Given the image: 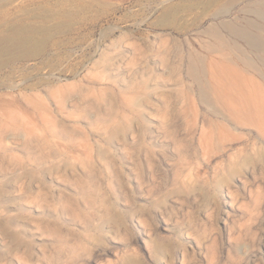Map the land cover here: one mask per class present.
<instances>
[{
    "label": "rangeland",
    "instance_id": "374dc122",
    "mask_svg": "<svg viewBox=\"0 0 264 264\" xmlns=\"http://www.w3.org/2000/svg\"><path fill=\"white\" fill-rule=\"evenodd\" d=\"M73 3L71 31L0 68V184L18 203L0 221L20 210L31 246L0 264H264V160L238 164L264 137L200 98L240 74L264 96V52L235 32L264 42V0Z\"/></svg>",
    "mask_w": 264,
    "mask_h": 264
},
{
    "label": "bare ground",
    "instance_id": "6f19581e",
    "mask_svg": "<svg viewBox=\"0 0 264 264\" xmlns=\"http://www.w3.org/2000/svg\"><path fill=\"white\" fill-rule=\"evenodd\" d=\"M73 1L74 0H0V68L7 67L11 62L24 61L41 55L46 47L48 48L49 44H55L53 38L56 34L60 31H71V20L74 15ZM260 15L263 14L260 13ZM59 18H62L63 22L59 21ZM212 32L216 39L221 41L222 44L225 43L219 30L212 29ZM235 32L250 46L264 52V42L258 35L246 29H237ZM242 61L246 66L254 67L251 60L243 58ZM189 65L191 75L194 78H198L195 63L191 61ZM232 76L233 77L230 79L231 81L229 80V84L233 88L232 90H234L233 94L228 96L220 95L212 99L208 92L209 88L207 86H202L200 89L201 100L211 109V112L216 115V120L224 127L223 129L226 130L229 126L232 130L238 131L237 129L239 127L249 125L253 126L260 135L264 137V96L254 94L253 92L248 93L251 92L249 90L245 91L243 87L245 82L241 74L239 77H234L236 75ZM206 120L207 119L204 117L202 124L203 129L208 125ZM121 130L122 129H118L116 132H120ZM202 134L204 146L209 148L212 144L210 133L204 129ZM222 137H225L224 139L226 140L235 142V140L240 137V133H231L229 136L226 134L218 136L215 147L224 150L231 144L224 146L220 144ZM254 139H258V143H252V152L251 150L244 151V155L240 158L238 164L245 166L255 160H264V146L260 144L261 138L259 135H256ZM252 155H257V159ZM239 170L240 168L232 171V173H236ZM17 204L18 203L14 201L10 194V191H8L7 183L0 184V208L12 211V208H9V206L12 205L14 208H17ZM24 218V214L18 210L14 215H9L6 220L0 221V235L2 238H8L9 240L4 250H0V261L6 259L9 253L16 257L17 254L19 256V241L22 240L21 233H25L27 228ZM112 218L115 223L120 219L115 215L112 216ZM18 226H21L20 231L15 230ZM25 248L27 250L25 249L23 255L20 254L21 256H19V258L22 260L28 258L29 260V251H31L30 244L26 242ZM13 260V257L10 260H6V264H15Z\"/></svg>",
    "mask_w": 264,
    "mask_h": 264
}]
</instances>
